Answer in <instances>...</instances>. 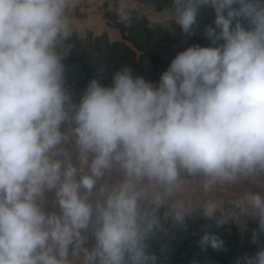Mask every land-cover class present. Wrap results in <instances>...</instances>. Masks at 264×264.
I'll list each match as a JSON object with an SVG mask.
<instances>
[{
    "label": "clouds",
    "instance_id": "obj_1",
    "mask_svg": "<svg viewBox=\"0 0 264 264\" xmlns=\"http://www.w3.org/2000/svg\"><path fill=\"white\" fill-rule=\"evenodd\" d=\"M77 3L0 0V264H160L153 245L201 219L249 232L236 264H264V0H168L182 40L211 10L207 45L155 80L124 64L83 88L66 63Z\"/></svg>",
    "mask_w": 264,
    "mask_h": 264
},
{
    "label": "rangeland",
    "instance_id": "obj_2",
    "mask_svg": "<svg viewBox=\"0 0 264 264\" xmlns=\"http://www.w3.org/2000/svg\"><path fill=\"white\" fill-rule=\"evenodd\" d=\"M86 1H83V4L90 6ZM88 1L92 3L91 6L94 5V9L79 10V6H76L72 11L76 18H80L79 21L76 20L78 25L76 22L72 24V27L77 29L73 34L75 37L81 35L80 40H73L72 43L75 45L73 50L78 54L90 49L103 53L104 58L99 57L103 61L97 59L100 62L97 66L100 68H109L113 71L115 69L111 68L114 64L117 66L128 64L146 78L155 80L177 51L191 43L207 45L201 34V28L204 24L212 23L211 10L204 11L199 17L196 35L191 40H182L178 36L170 35L169 28L166 27L169 23L165 11L168 0ZM121 3L127 5V11L130 13L127 22H121L117 14V8ZM172 28L177 34L179 33L178 26L172 25ZM73 78L79 88L84 87L89 81H85L81 74L71 79ZM230 194V190L219 194L225 207L233 199V195ZM252 227H255V224L250 222L249 228ZM203 232H212L223 238L228 251L221 252L211 247H199L196 241ZM153 248L160 257V264H191L194 258L201 264H236L246 252L256 250V246L250 243L249 232L241 233L233 224L217 228L214 223L203 219L195 223L189 221L187 234L171 227L168 236L157 241Z\"/></svg>",
    "mask_w": 264,
    "mask_h": 264
},
{
    "label": "crops",
    "instance_id": "obj_3",
    "mask_svg": "<svg viewBox=\"0 0 264 264\" xmlns=\"http://www.w3.org/2000/svg\"><path fill=\"white\" fill-rule=\"evenodd\" d=\"M83 1H86V0H78L77 6H79V8H78L79 10L80 9L82 10L83 8L84 9L85 8L86 9H94L95 8L94 5L91 6L92 3L90 4L88 0L86 1V3L89 4L90 6H86L85 4H83ZM71 18L72 19L74 18L73 20H71V21H73V22H71L72 24L75 23L76 20L80 19L79 17L76 18V15L74 14V12L71 13ZM78 24L79 23L76 22V25H78ZM83 26H85V23L83 24ZM72 28H73V32H75V30H77L74 26ZM80 36L81 35L78 34L75 37L73 34L70 42H73L74 39L80 40V38H81ZM104 56L105 55H103V53L95 51V50L92 51L91 49L89 51L81 52L80 54L76 53L73 50L71 57L66 62L68 64V68H69V80H70V82L72 84H74L76 87H78V85L75 84L74 78L71 79L73 76L78 75V74H81L83 76V78L85 79V81L90 80L92 77H94L98 74L108 75L112 70H110L109 68H104V67L100 68L97 66V64L100 63L99 61H97V59L102 60L101 58H104ZM99 57H101V58H99ZM86 58H87V60H86ZM83 63H87V64L84 65ZM82 64H83V66H82ZM119 67H120V65L117 66L116 64H114L111 69H117ZM230 193L233 195V198H234V193L232 191H230Z\"/></svg>",
    "mask_w": 264,
    "mask_h": 264
}]
</instances>
